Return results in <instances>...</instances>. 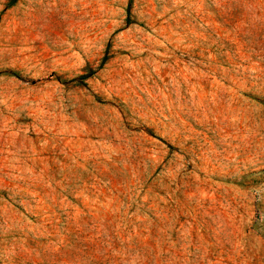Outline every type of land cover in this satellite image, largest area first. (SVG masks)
I'll return each mask as SVG.
<instances>
[{"label":"rangeland","instance_id":"rangeland-1","mask_svg":"<svg viewBox=\"0 0 264 264\" xmlns=\"http://www.w3.org/2000/svg\"><path fill=\"white\" fill-rule=\"evenodd\" d=\"M0 264H264V0H0Z\"/></svg>","mask_w":264,"mask_h":264}]
</instances>
